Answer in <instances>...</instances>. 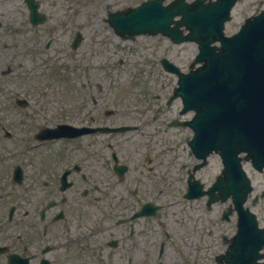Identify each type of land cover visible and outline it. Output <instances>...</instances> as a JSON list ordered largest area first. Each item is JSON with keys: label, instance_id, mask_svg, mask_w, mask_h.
<instances>
[{"label": "flooded vegetation", "instance_id": "obj_1", "mask_svg": "<svg viewBox=\"0 0 264 264\" xmlns=\"http://www.w3.org/2000/svg\"><path fill=\"white\" fill-rule=\"evenodd\" d=\"M237 3L225 0L221 12ZM168 108L152 119L167 127L182 118L179 107ZM76 109V116L87 117L86 102ZM17 110L15 103L0 102V264H162L153 254L167 243L171 193L184 191L190 180L179 156L162 147L163 134L148 148L138 147L145 154L126 167L130 153L115 151L118 143L88 133L39 140L36 119ZM88 117L93 125L102 120L96 107ZM182 134L173 130L171 141ZM138 166L145 170L136 174Z\"/></svg>", "mask_w": 264, "mask_h": 264}, {"label": "rangeland", "instance_id": "obj_2", "mask_svg": "<svg viewBox=\"0 0 264 264\" xmlns=\"http://www.w3.org/2000/svg\"><path fill=\"white\" fill-rule=\"evenodd\" d=\"M18 4L17 0H7L6 3L8 19L14 23L9 24V22L8 28L0 30V43H4V45H0V67L9 61L16 65L21 58V53L22 58L34 57L32 53L25 50L28 48V43L24 39V33H31L29 32L31 29L27 25L26 17L24 19L17 12ZM101 6L102 3L100 4L99 1L95 0H46L43 3V7L50 12L52 22L46 26H40V29L32 30L39 34L37 48L40 49L41 53H38L39 58H36L35 62L26 60L22 66L27 69L30 67L28 77L22 81L21 78L17 79L26 89L32 85L44 89L47 95L43 96V104L53 111L57 107H62V109L72 110L75 115L79 113L76 109V104L79 101V89L76 84H78L79 79H84L85 75L93 87L91 92L93 95L101 96L103 102L106 103L105 106L117 108L116 105L118 104L119 107L132 108L143 101L145 96L150 98L154 94L163 95L170 88L173 79L159 69L160 66L158 67L156 63L157 58L166 56L185 66L195 52L194 46L190 44H183L175 48L172 45L166 46L163 43H156L148 38H137L134 42L120 43L112 39L110 30L106 29L101 19L95 20V16L92 15L99 12L101 14ZM81 13H86L87 16L90 14L93 17L88 21L87 27L81 28L84 39L80 47L70 50L68 38L72 28L74 26L79 27L75 23L82 18ZM66 14H69V17L72 16L70 19L72 25L70 26L68 23L65 28H62L59 22ZM235 17L240 16L235 15ZM16 19L21 23L20 25L16 24ZM44 43H48L49 47L45 48ZM21 50H24L25 53ZM80 58H83L82 65L87 64V68L84 67L83 76H81V69L78 68ZM118 58L122 59L123 62L118 63ZM49 73L53 74L48 76ZM65 74L67 79L64 78ZM98 83L101 86L100 89H97ZM56 113L58 118L65 117L63 111H56ZM153 128L158 129V126L155 125ZM170 132L171 130L166 133L169 141L170 137L173 136L170 135ZM177 138L176 136V140ZM136 142L141 143V141ZM131 143H129L130 148L132 147ZM122 146H126V144L122 143ZM216 169L217 162L215 159H211L205 167V171L210 174L216 172ZM248 172L253 178V192H258L259 189L264 188V185L256 182V179L261 175L256 174L251 169ZM259 203L261 210L254 207L253 211L259 224L264 225V198L259 199ZM220 207L221 205H217V208ZM181 214L184 215V212L181 211ZM170 219L171 223H174L173 216ZM221 226V230L217 228V234L222 233L220 231L223 230V227L227 233L230 232L231 235L234 233V220L222 222ZM174 229L176 228L174 227ZM165 260L166 264H180L181 262L171 247L165 252Z\"/></svg>", "mask_w": 264, "mask_h": 264}, {"label": "water", "instance_id": "obj_3", "mask_svg": "<svg viewBox=\"0 0 264 264\" xmlns=\"http://www.w3.org/2000/svg\"><path fill=\"white\" fill-rule=\"evenodd\" d=\"M145 24H148L147 22ZM137 25L138 27L137 28H132V25L131 26H122L120 24L117 23V29L120 31V32H130V33H134V32H142L144 31L145 29H152L153 26H150V25H145V26H142V24H135ZM197 31V30H196ZM200 33L201 30H199ZM206 48H208L207 46H204ZM209 49V48H208ZM225 52H223L221 54V57L224 55ZM202 54H204V51L202 52ZM216 58V62L218 61H221V62H225L227 61L228 58ZM205 60V58H204ZM210 58H207L206 59V64H208L204 70L200 73V77L203 76V75H206L207 73H209L211 67H210ZM235 71L239 72V68L236 67L235 68ZM181 84H185V88H186V85H188L190 88H186L187 91L191 90V87L192 86V76H189L188 78H184L182 83ZM210 82L209 81H203V83L199 82L198 84V87H199V90L201 92V94H203L204 92L207 93V89L206 87L210 86ZM194 90V88H193ZM183 96L186 95V93H183V92H180ZM255 121H257V119H255ZM254 134V133H253ZM256 135V134H254ZM257 138V136H255ZM258 139V138H257ZM256 144L257 142L255 141V138L252 137V139L249 141V147H252V148H255V152H257V149H256ZM254 158H256V155H254ZM238 168L236 167V170ZM238 171V170H237ZM247 180H246V185L243 187V190L242 192L240 193V196H239V199L244 195V192L246 191L247 189ZM242 237H243V245H244V249L242 251V258L245 260V262H243V264H257L255 263V259L258 257L257 253L254 254V250L259 246V244L251 239V236L250 235H247V233H242ZM240 239H238L236 242L238 243ZM251 247H253V249H251ZM228 254L231 256L229 258V262L230 264H235L237 259H238V256L234 253V251L231 249Z\"/></svg>", "mask_w": 264, "mask_h": 264}]
</instances>
